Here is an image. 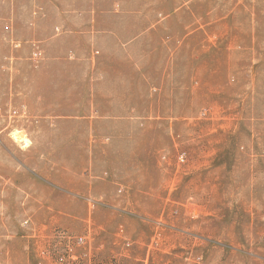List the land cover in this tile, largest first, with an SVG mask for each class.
Segmentation results:
<instances>
[{
	"label": "rangeland",
	"instance_id": "rangeland-1",
	"mask_svg": "<svg viewBox=\"0 0 264 264\" xmlns=\"http://www.w3.org/2000/svg\"><path fill=\"white\" fill-rule=\"evenodd\" d=\"M107 1L83 56L115 106L86 108L91 143L5 128L29 92L4 86L59 69L62 44L0 42V128L52 198L0 203V264H264V0Z\"/></svg>",
	"mask_w": 264,
	"mask_h": 264
},
{
	"label": "crops",
	"instance_id": "crops-1",
	"mask_svg": "<svg viewBox=\"0 0 264 264\" xmlns=\"http://www.w3.org/2000/svg\"><path fill=\"white\" fill-rule=\"evenodd\" d=\"M97 1L0 0V42L40 43L49 46L62 44L59 48L62 66L59 69L39 67L35 72L29 68L26 71V74L32 76L29 81L18 82L15 80L4 86L10 92H29L22 96L16 95V99L10 100L12 104L16 102L18 105L10 104L9 113L17 114L18 117L12 122L8 121L5 128L32 133L38 139L48 138V146L51 144L59 148L63 147L65 138L73 140L70 145L75 147L79 145L80 139H88L90 143L92 142L91 133L96 135L94 127L87 125L85 130L83 125L81 128L79 126V122L83 124L91 122L89 115L85 114L86 108L88 105L93 106L94 99L98 100L100 107L114 105L110 98L103 96L102 92L95 89L96 82H93L92 76L93 55L90 59L83 56L84 44H91L93 47L96 41H105V38L108 37L106 29L112 28L110 22L104 23L101 20V15L96 14L99 5ZM71 44H78L77 48ZM24 49V55L20 54L22 49H18L14 50L10 57L9 66L12 69L10 73L14 76L19 75H16L18 72L14 67L15 61L20 58H23L21 60L24 61L25 58H28L26 54L28 46L24 45ZM70 49L75 51L72 59L67 57V52ZM89 65H91V72H89ZM36 76L38 81H36ZM33 91L43 92L39 100L33 99L31 94ZM34 103L38 104L33 105ZM79 112L82 113V116ZM25 113H28L29 117L23 116ZM47 114L49 115L45 117ZM33 115L39 117L32 119L35 117ZM87 128H90V132ZM9 148L15 153L14 156H8ZM19 154L24 156L25 150L13 142L8 134L0 128V203L21 202L25 200V197L28 198L26 201L28 203L52 200V198H39L44 195L46 189L42 185L37 186L43 190L42 194H33L37 198H31L29 181L21 180V177H28V173L24 172L25 164L28 163L24 162L23 157H20L17 166L15 160L16 155ZM12 159L14 163H12ZM26 168L29 170L30 166H26ZM61 168L60 165L59 169ZM59 178L62 179V174L59 175ZM55 183L57 185V182ZM57 197L54 201L61 202L63 200L62 195Z\"/></svg>",
	"mask_w": 264,
	"mask_h": 264
},
{
	"label": "bare ground",
	"instance_id": "bare-ground-1",
	"mask_svg": "<svg viewBox=\"0 0 264 264\" xmlns=\"http://www.w3.org/2000/svg\"><path fill=\"white\" fill-rule=\"evenodd\" d=\"M14 138H15L17 141H19V142H21V141H23V140L27 141L26 139H24V137H18L17 135H14ZM21 138H22V139H21Z\"/></svg>",
	"mask_w": 264,
	"mask_h": 264
}]
</instances>
